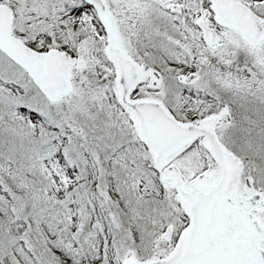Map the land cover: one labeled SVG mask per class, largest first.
<instances>
[{
  "label": "snow or ice",
  "instance_id": "6c2138e0",
  "mask_svg": "<svg viewBox=\"0 0 264 264\" xmlns=\"http://www.w3.org/2000/svg\"><path fill=\"white\" fill-rule=\"evenodd\" d=\"M0 264H264V0H0Z\"/></svg>",
  "mask_w": 264,
  "mask_h": 264
}]
</instances>
